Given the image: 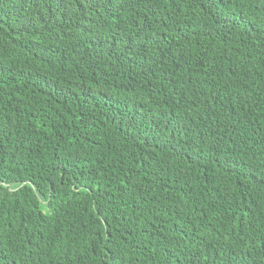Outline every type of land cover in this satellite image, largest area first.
Segmentation results:
<instances>
[{
  "label": "trees",
  "instance_id": "trees-1",
  "mask_svg": "<svg viewBox=\"0 0 264 264\" xmlns=\"http://www.w3.org/2000/svg\"><path fill=\"white\" fill-rule=\"evenodd\" d=\"M0 264H264V0H0Z\"/></svg>",
  "mask_w": 264,
  "mask_h": 264
}]
</instances>
